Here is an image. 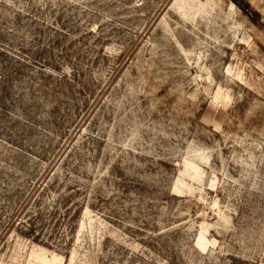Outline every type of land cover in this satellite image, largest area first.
Here are the masks:
<instances>
[{
    "label": "rangeland",
    "instance_id": "1",
    "mask_svg": "<svg viewBox=\"0 0 264 264\" xmlns=\"http://www.w3.org/2000/svg\"><path fill=\"white\" fill-rule=\"evenodd\" d=\"M0 264H264V0H0Z\"/></svg>",
    "mask_w": 264,
    "mask_h": 264
},
{
    "label": "trees",
    "instance_id": "2",
    "mask_svg": "<svg viewBox=\"0 0 264 264\" xmlns=\"http://www.w3.org/2000/svg\"><path fill=\"white\" fill-rule=\"evenodd\" d=\"M244 7V9H246V7L245 6H243Z\"/></svg>",
    "mask_w": 264,
    "mask_h": 264
}]
</instances>
